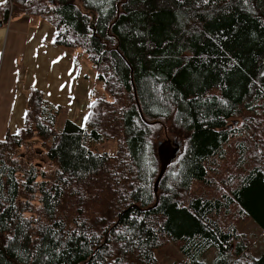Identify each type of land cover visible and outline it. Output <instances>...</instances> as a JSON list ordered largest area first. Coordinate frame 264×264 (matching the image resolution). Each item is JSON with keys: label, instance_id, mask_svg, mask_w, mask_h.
<instances>
[{"label": "trees", "instance_id": "trees-1", "mask_svg": "<svg viewBox=\"0 0 264 264\" xmlns=\"http://www.w3.org/2000/svg\"><path fill=\"white\" fill-rule=\"evenodd\" d=\"M24 16L53 25L56 44L84 50L110 99L57 131L58 108L31 91L22 128L0 140V264H156L168 242L182 264H204L213 247V264H264V252L248 256L244 235L222 225L235 210L264 234V0L0 7L3 23ZM165 131L183 140L178 168L169 164L155 191ZM33 134L51 168L20 153ZM110 139L113 153L94 149ZM233 140L237 168L220 193L191 194L194 182H214Z\"/></svg>", "mask_w": 264, "mask_h": 264}, {"label": "rangeland", "instance_id": "rangeland-1", "mask_svg": "<svg viewBox=\"0 0 264 264\" xmlns=\"http://www.w3.org/2000/svg\"><path fill=\"white\" fill-rule=\"evenodd\" d=\"M82 11H85L82 5H78ZM41 24L40 33L45 37H49V40L55 41L56 30L53 25L49 22L39 18ZM37 37V36H35ZM51 42V45L55 47L56 52L50 53L51 50L43 47L41 50V43L43 41L38 40V51L44 56V63L42 66L44 69L36 68V72L40 77L41 83H38L37 79H31L28 81V92L30 93L33 89L39 88L44 92L46 103L58 108V115L56 119L55 128L57 131H61L65 122L67 120L75 121L78 124H83L85 117L90 110L92 102L97 98H104L109 100L110 96L103 87L102 82L97 79V72L91 65L87 58L84 50L78 47L64 46ZM40 66V65H39ZM46 69V70H45ZM47 69L50 70L49 73ZM29 72V71H28ZM63 91V95L58 97H53L52 87H56ZM31 89V90H30ZM30 90V91H29ZM48 99H47V98ZM28 106V103H27ZM17 115H15V120L11 123V131L17 132L16 125L20 126L21 129L23 122H18ZM263 126H264V118ZM235 126H239V120L234 123ZM19 129V130H20ZM256 133L251 135L254 138ZM183 140V137L173 135L167 131L162 133L159 139L165 140ZM246 140L249 136L243 137ZM237 140V139H236ZM233 140L227 147L226 159L219 164V173L214 176V182L209 186L202 185L194 182L191 188V194H207V195H217L220 193L221 181L220 178L225 175V173H233L235 168V160L237 158V152L235 149V141ZM50 143V140L46 142ZM116 141L113 139L105 140L99 143L96 148L97 151L113 153L116 149ZM43 142L35 134L26 140L25 146L20 150L23 157H31L30 161L38 163L44 169L51 168L48 160L43 156ZM254 152L249 150L247 153V161L245 170L251 167L255 163V157H253ZM28 155V156H27ZM178 160H174L172 170L175 171L178 168ZM214 185V186H213ZM237 211L232 210L229 217L222 222L223 226L231 223L233 224L237 231L244 235L247 241V255L257 257L264 252V234L262 229L255 223L252 218H236ZM156 264H182L185 260L180 251L178 250V243L168 242L161 248L154 251ZM216 249L213 247L209 249L203 256L202 261L204 264H213L216 257Z\"/></svg>", "mask_w": 264, "mask_h": 264}, {"label": "crops", "instance_id": "crops-1", "mask_svg": "<svg viewBox=\"0 0 264 264\" xmlns=\"http://www.w3.org/2000/svg\"><path fill=\"white\" fill-rule=\"evenodd\" d=\"M6 3L8 0H0V7ZM39 18L24 16L8 19L6 23L2 22L0 27V140L6 136L7 132L20 131L21 125H16L17 132L11 131L10 125L14 122L15 115L18 117V122L25 120L28 97L31 93L28 92V81L37 79L38 83H41L40 77L36 75L38 74L36 68L44 69L42 65L45 63L44 56L38 51V40L43 41L41 50L45 47L51 50L50 53L56 52L55 47L51 45L53 40H49V37L40 33ZM49 71L47 69L48 73ZM52 88L54 89L52 99L58 97L60 93V96L63 95V91L58 86ZM36 89L40 90L44 96L41 89Z\"/></svg>", "mask_w": 264, "mask_h": 264}, {"label": "water", "instance_id": "water-1", "mask_svg": "<svg viewBox=\"0 0 264 264\" xmlns=\"http://www.w3.org/2000/svg\"><path fill=\"white\" fill-rule=\"evenodd\" d=\"M2 26V21H0V27ZM182 142L174 138L173 140L165 139L157 143V154L160 160V171L158 177L155 181L154 188L156 191L157 184L161 177L163 176L167 166L171 164L177 157Z\"/></svg>", "mask_w": 264, "mask_h": 264}, {"label": "snow or ice", "instance_id": "snow-or-ice-1", "mask_svg": "<svg viewBox=\"0 0 264 264\" xmlns=\"http://www.w3.org/2000/svg\"><path fill=\"white\" fill-rule=\"evenodd\" d=\"M53 42H55V41H53ZM93 104H95V101H93ZM87 119H88V117L86 116V117H85V120L87 121Z\"/></svg>", "mask_w": 264, "mask_h": 264}]
</instances>
